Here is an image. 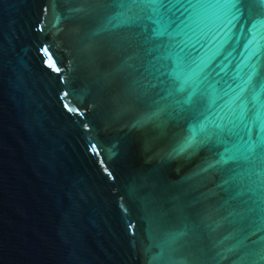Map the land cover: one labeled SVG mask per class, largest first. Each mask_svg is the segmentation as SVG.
<instances>
[{
	"label": "water",
	"instance_id": "obj_1",
	"mask_svg": "<svg viewBox=\"0 0 264 264\" xmlns=\"http://www.w3.org/2000/svg\"><path fill=\"white\" fill-rule=\"evenodd\" d=\"M0 264H264V0H0Z\"/></svg>",
	"mask_w": 264,
	"mask_h": 264
},
{
	"label": "snow or ice",
	"instance_id": "obj_2",
	"mask_svg": "<svg viewBox=\"0 0 264 264\" xmlns=\"http://www.w3.org/2000/svg\"><path fill=\"white\" fill-rule=\"evenodd\" d=\"M43 51H44L45 53H47V54H48V56H49V59H51V54H50V53H48V50H47V48L43 49ZM49 66L51 67V66H52V64L50 63V64H49ZM57 70H58V69H57ZM195 135H196V130H195V129H193L192 136H191V137H190V139L188 140V144H191V143H193V142H194V140H195Z\"/></svg>",
	"mask_w": 264,
	"mask_h": 264
}]
</instances>
